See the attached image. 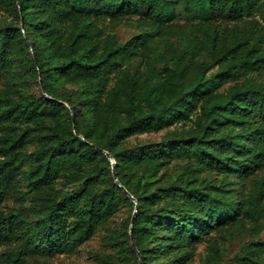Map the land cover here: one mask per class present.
<instances>
[{"label": "trees", "instance_id": "1", "mask_svg": "<svg viewBox=\"0 0 264 264\" xmlns=\"http://www.w3.org/2000/svg\"><path fill=\"white\" fill-rule=\"evenodd\" d=\"M0 11V202L17 175L57 196L45 213L0 208L1 264L74 248L121 203L115 241L135 264H189L204 235L231 225L252 234L237 264H264V0H0ZM131 16L138 32L123 42L103 27ZM103 150L137 201L130 232L134 204ZM250 175L247 192L231 186ZM219 260L212 242L202 264Z\"/></svg>", "mask_w": 264, "mask_h": 264}, {"label": "rangeland", "instance_id": "2", "mask_svg": "<svg viewBox=\"0 0 264 264\" xmlns=\"http://www.w3.org/2000/svg\"><path fill=\"white\" fill-rule=\"evenodd\" d=\"M176 10L178 11L177 22L182 23L189 20V18L184 15L180 4H176ZM134 17L135 16H131V18L127 19L124 18L114 26L108 23L107 20H104L102 24L105 29L115 34L118 41L123 42L138 32V28L133 20ZM0 18L9 19V16L5 12L0 11ZM259 77L264 80V71L261 72ZM21 80L26 92L34 95H39L41 93V87L37 83L39 78L35 80V78L28 76L21 78ZM5 82L7 81L4 77H1L0 88L5 86ZM65 86L69 88L75 87L72 83H65ZM47 97L49 96L47 95ZM162 134L163 131L161 130L134 135L129 138V144L156 141L162 137ZM34 147V143L30 141L27 143L25 150L26 152H31ZM181 163H183V160H174L170 164L169 170L175 166L177 167ZM209 174L213 176V173ZM214 176L218 177V175ZM251 178L252 176L250 175L246 179H243L240 184L233 183L231 186H234L239 191L243 190L247 192L252 184ZM231 181L235 182V179L232 177ZM16 183L15 189L9 192L0 202V208L4 211L8 210L10 207H24L27 211L31 210L30 206H33L34 210L45 213L57 199V196L50 194V192L44 188L38 187L31 191H25L26 181L21 175H17ZM59 185L60 183L57 182V186ZM75 186V184H67L63 189L66 190L74 188ZM97 187L99 188L101 186ZM128 214L129 206L121 203L117 210L98 224L93 234L87 240L74 248L65 249L51 255L31 254L26 256L20 264H101V257L103 255H108L116 264H135L131 257H125L123 255L126 242L115 241V238L125 229L124 224ZM259 236L262 239L264 238V228L261 230ZM251 238L252 234L247 227L231 225V227L222 228L221 230L212 229L209 233L204 235L203 240L196 244L193 259L189 264H202V258L209 244L212 242H216L220 250L219 264H237L234 259L240 257L241 246L246 240ZM3 247L4 245H0V250Z\"/></svg>", "mask_w": 264, "mask_h": 264}, {"label": "water", "instance_id": "3", "mask_svg": "<svg viewBox=\"0 0 264 264\" xmlns=\"http://www.w3.org/2000/svg\"><path fill=\"white\" fill-rule=\"evenodd\" d=\"M82 137V135H80ZM104 152V155L109 159L110 163H111V173H112V177H113V180L114 182L116 183V185L120 186L125 192L126 194L131 198V200L133 201V204H134V207H133V211H132V215H131V218H130V223H129V232H130V227L132 225V221H133V217H134V213L136 212V209H137V201H136V198L133 197L123 186L122 184L120 183V181L118 180L117 176H116V173H115V170L113 168V165H114V160L110 154V152H108L107 150H103ZM139 256V254H138Z\"/></svg>", "mask_w": 264, "mask_h": 264}]
</instances>
